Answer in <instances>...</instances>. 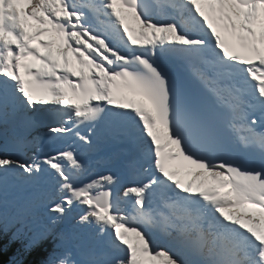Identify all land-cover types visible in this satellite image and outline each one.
<instances>
[{
	"label": "snow or ice",
	"instance_id": "1",
	"mask_svg": "<svg viewBox=\"0 0 264 264\" xmlns=\"http://www.w3.org/2000/svg\"><path fill=\"white\" fill-rule=\"evenodd\" d=\"M0 264H264V0H0Z\"/></svg>",
	"mask_w": 264,
	"mask_h": 264
},
{
	"label": "trees",
	"instance_id": "2",
	"mask_svg": "<svg viewBox=\"0 0 264 264\" xmlns=\"http://www.w3.org/2000/svg\"><path fill=\"white\" fill-rule=\"evenodd\" d=\"M5 259H7V256L5 257Z\"/></svg>",
	"mask_w": 264,
	"mask_h": 264
}]
</instances>
